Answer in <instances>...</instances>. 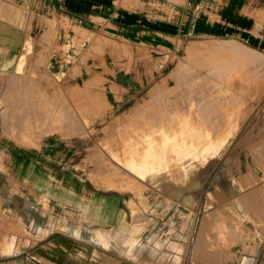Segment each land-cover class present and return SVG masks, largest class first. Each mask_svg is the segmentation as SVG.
<instances>
[{
	"label": "rangeland",
	"instance_id": "obj_1",
	"mask_svg": "<svg viewBox=\"0 0 264 264\" xmlns=\"http://www.w3.org/2000/svg\"><path fill=\"white\" fill-rule=\"evenodd\" d=\"M191 45L203 55L218 53L202 61L209 64L208 73L200 70L207 96L196 113L217 117L196 124L202 141L195 149L184 139L159 138L156 151H143L147 136L142 131L135 149L128 129L154 110L149 103L157 88L174 86ZM155 56L151 83L136 98L114 103L98 73L93 85L65 84L61 75L34 69L33 54L25 60L22 55L11 73L0 71V255L16 258L23 238L44 236L47 224L73 222L78 228L90 222L84 235L79 229L74 235L87 238L95 255L110 254L107 264H119L117 259L121 264H264L262 47L234 36L205 35L170 43ZM187 110L169 112L177 118ZM187 120L184 116L176 124V135L188 130ZM41 139L59 147L38 153L42 164L67 168L75 192L81 195V186L85 190V204L69 205L78 210L65 204L59 209L50 197L64 184L45 173L37 181L31 171L19 170L14 153L22 152L20 145L38 147ZM208 140L215 141L212 147ZM108 194L118 196L122 206L120 216L104 226L85 210L101 208V195ZM24 222L38 227L25 230Z\"/></svg>",
	"mask_w": 264,
	"mask_h": 264
},
{
	"label": "crops",
	"instance_id": "obj_2",
	"mask_svg": "<svg viewBox=\"0 0 264 264\" xmlns=\"http://www.w3.org/2000/svg\"><path fill=\"white\" fill-rule=\"evenodd\" d=\"M205 35L234 36L264 51V0H0V71L11 73L22 55L25 60L33 54L34 69L61 75L65 84L81 80L82 85H93L98 73L99 83L112 92V102H122L136 98L151 83L155 55L166 45ZM42 139L38 147L20 145L22 152L14 153L19 170L26 175L31 171L37 181L45 173L64 184L63 191L54 189L50 197L59 209L65 204L63 208L75 210L79 202L86 203L85 190L81 186L82 194L75 192L67 168L42 164L38 153L59 148ZM6 155L12 160L13 154ZM101 196V208L88 207L87 200L85 212L108 226L120 216L121 200ZM90 224H47V234L24 237L16 258L1 254V263L107 264L110 254L95 255L87 238L74 235L75 229L84 235ZM36 225L24 222L23 228L35 231Z\"/></svg>",
	"mask_w": 264,
	"mask_h": 264
},
{
	"label": "bare ground",
	"instance_id": "obj_3",
	"mask_svg": "<svg viewBox=\"0 0 264 264\" xmlns=\"http://www.w3.org/2000/svg\"><path fill=\"white\" fill-rule=\"evenodd\" d=\"M185 51H186V56H185L186 64L185 65H187V66H184L183 71L178 72L174 76L175 77L174 86H170L167 89L161 88L162 86L159 89L157 88L155 90L157 92L156 97L149 103V106L152 107V109H154V110L149 115H147V117L145 119H143L142 121L137 122L136 124L134 122L135 126H133L131 128L128 127L129 129L127 128L128 130H132V131H128V133H130V135H128L127 139L130 140V143L135 147V149L137 147L136 145H137V141L139 139L138 137H141L142 132H144V135H142V137L145 135L147 136L146 139H144V141H146V144L144 147L141 143V145L143 147V149H142L143 151H146V149H148L149 151L150 150L156 151V149H157L156 148L157 147L156 142L159 138L161 140L168 139L169 142H171V143L175 140L181 141V139L182 140L184 139L185 142L187 141L186 143L188 144V148L193 147V149H195L194 147H196V144L198 142L202 141V140L200 141V139H202V136H200L199 132L197 131L198 128H197L196 124H201V123L207 124L213 120V117H217L216 114L215 115H209V114L204 113L199 118L196 115V113H198L197 109L202 107V105H203L202 102H203V100H206V96H207V94H206L207 88L206 89H205V87L202 88L205 84V82H204L205 76L204 77L201 76L202 73L200 74V72H201L200 70L205 69L208 73L209 72V69H208L209 64L203 63L202 61H203V59H210V58L214 57V55H218V53H211L210 52L206 55H203L200 52V49L196 48L194 45L189 46ZM211 73H213V72H211ZM208 76L209 75L206 76L207 81H208L207 84H210L212 82V76H210V78H208ZM203 89H205L206 91ZM209 92H208V94H209ZM187 106H188V110L185 112L183 111L184 113L181 114V116H179L177 118L175 116H173L174 115L173 113H170L171 111L173 112L174 110H177L179 107L185 108ZM169 110H171V111L169 112ZM191 114H194V116ZM184 116L191 118V120L190 121L187 120V123H186V125L188 126L187 127L188 130H186V131H188V133L183 135L186 132L185 131L181 136H180V134L176 135L177 132H175L176 131L175 126L180 121H182V119H184ZM171 129H173L172 135H169V131ZM139 131H142V132L140 133ZM148 133H149V136H148ZM206 134H208V132ZM206 138H210V137H208L206 135V137H204V139H206ZM206 140L204 141L205 143H206ZM211 140L210 141L208 140V142H210V144L211 143L213 144L215 141L213 140L214 141L213 142ZM138 142H141V141H138ZM166 143H167V141H166ZM157 144H159V143H157ZM212 144L210 145V147H212ZM159 145L161 147V144H159ZM171 145H173V144H171ZM170 147H169V149H170ZM206 147H208V146H206ZM198 148H199V146H198ZM163 150H165V149H163ZM173 153H175V152H173ZM173 153H171V154H173ZM166 154H168V153H166ZM204 154L205 153H203V152L200 153L201 156H203ZM253 154L254 153H252V156H254ZM259 157L260 158L264 157V154H263V156L261 155ZM257 159L258 158H255V160H257ZM258 160L262 161V159H258ZM257 161H256V163L259 162V161L258 162ZM173 169H175V168H173ZM187 171H188L187 168L184 167V173L186 172L185 174L188 173ZM179 172H180V170H179ZM258 190H259V188H258ZM255 193H253V194H255ZM221 217L223 218L224 216L221 215ZM222 218H221V222L223 221ZM219 221H220V218H219ZM202 252H203V250H202ZM203 254L204 253H201L202 256H203Z\"/></svg>",
	"mask_w": 264,
	"mask_h": 264
}]
</instances>
